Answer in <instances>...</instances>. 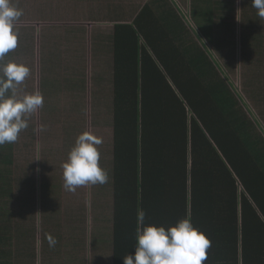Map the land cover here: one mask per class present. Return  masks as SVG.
<instances>
[{
  "label": "trees",
  "instance_id": "1",
  "mask_svg": "<svg viewBox=\"0 0 264 264\" xmlns=\"http://www.w3.org/2000/svg\"><path fill=\"white\" fill-rule=\"evenodd\" d=\"M153 5L151 0V4H146L144 8L145 30L136 24L137 20L142 19L141 15L134 19L132 25H117L119 30L115 31H126L127 43L123 45V51L128 50L125 54L128 59H125L123 65H127L131 72L127 76L117 74L115 80L119 83L129 77L131 82L125 84L126 94L121 93L126 98L121 106L114 104L102 110L115 122L114 131L119 140L125 139V155L117 158L119 161L123 156L120 168H115L113 183L110 181L113 185L106 187L105 195L98 201L99 212L95 213L98 220H93V231L96 234L92 235L89 245L81 229L85 222L79 219L73 221V228L70 222L66 236L70 240H66L71 244H62L61 221L70 212L65 200L75 192L64 188L59 166L53 167L49 160L65 155L67 157L68 153L59 154L56 151L51 158L44 153L55 149L52 141L61 134L68 138L65 140L75 141L68 136L70 132H52L49 134L51 139H45L47 131L44 129L49 125H40L42 147L36 159L33 157L35 150L28 154L30 147L36 148V133L23 139L29 128L35 125L32 113L28 118V128L21 131L17 141L0 146V232L6 227L9 232V236L3 239V242L7 241L2 247L13 248L16 263L34 264L36 235L31 225L22 222L9 224L11 213L5 210L10 207H34L36 188L41 187L40 208L48 217L43 220L42 229L48 232V226L54 227L52 230L55 232L51 237L56 240L55 246L50 247L48 238L44 236L45 248L37 253L43 255L44 261L54 260L50 264H123V257L133 253L136 244L138 225L134 207L138 194L140 196L144 193L143 180L151 182L145 179L146 171L151 166L155 169V176L163 168L173 166L174 159L165 158L168 154L175 155L177 164L184 167L187 163L185 146L191 136L193 147L207 160L217 157L221 161L223 158V222L207 226L198 212L209 202L198 205L194 200L186 201L183 195L177 197V202L172 205L171 201H157L147 214H150L149 217L157 226L165 227L174 225L186 216L191 217L193 225L211 240L204 264H264V126L260 123V120L264 122V87L259 92V101L256 102V97L248 96L245 91L239 102L235 97L238 94L232 91L234 85L225 74L227 66L230 71L234 70L235 61L239 58L242 69L247 70L245 77L251 73V68L258 77H263L258 67L264 61V18L257 15L251 0H230L221 12L191 7L192 20L207 45L201 47L193 42L192 51L185 49L191 52L192 60L183 53L184 57L178 55L171 59L173 62L169 67L168 60L157 58L158 54L156 59H152L148 47L156 53L161 38L165 41V36L172 31V26L169 29L163 24L167 17L174 16L177 20L174 23L175 34L185 31V26L172 11L146 12L145 9ZM238 6L241 9L240 17L245 18V21H234ZM136 11H130L129 16ZM237 26H240V32ZM207 48L214 52L217 60L206 54ZM162 49L160 54L163 57H168L171 51L175 55L179 54L175 53L176 49L173 50L174 46L171 50ZM249 77L247 82L251 81ZM191 81H197V86H188ZM251 92H255L254 87ZM117 95L118 92L115 93ZM249 102L255 107H250ZM57 110L76 114L77 108ZM41 111L44 116V108ZM81 116H85V109H81ZM92 122L98 123L94 116L91 125ZM84 131L81 129V133ZM118 138L115 143L117 153L120 142ZM249 144L251 153L248 150ZM24 155L29 157L24 160V165L18 166L16 159L23 161ZM202 156L200 158L206 160ZM36 163L44 171L40 177L36 176L34 170ZM55 168L58 177L52 182ZM154 178L164 185V181ZM93 188L98 192L97 185ZM176 188L179 189L178 186ZM101 189L103 187L99 191ZM18 219L21 220V217L18 216ZM4 220L6 222L3 224ZM106 224L109 226V235L105 232ZM86 247L90 249L89 252Z\"/></svg>",
  "mask_w": 264,
  "mask_h": 264
},
{
  "label": "crops",
  "instance_id": "2",
  "mask_svg": "<svg viewBox=\"0 0 264 264\" xmlns=\"http://www.w3.org/2000/svg\"><path fill=\"white\" fill-rule=\"evenodd\" d=\"M152 1L154 5L150 9L146 8V12L147 10L151 12L172 11L182 20L183 26H185V31L175 34L174 23L177 20H175L174 16L167 17L163 20V24L169 29L172 26V31L165 36V41L161 38V43L156 48V53L153 48L148 47L149 50L147 51L152 59H156V54H158L157 58L162 57L168 60L167 64L170 67L173 62L171 59L175 56H183V53H186L187 58L192 60L191 52H186L185 49L189 48L192 51L193 42L201 47H203V44L207 45L192 20L191 7H197L198 10L202 11L221 12L224 11L223 7L230 0H176V4H173L170 0L169 3L165 0ZM183 1L185 2L183 3ZM12 2L23 9L24 12L23 16L15 24V30L19 34L18 46L8 53L5 59L23 63L30 69L29 76L20 86L21 93L39 91L43 95L44 102L41 108L45 110L44 116L41 108L33 113V122L37 128L35 139L37 142L36 148L39 151L38 156L42 147L40 125H49L44 130L51 132H63L66 130L70 132L68 136L75 140L80 135L81 129L89 131L103 140V143L98 146L100 166L103 169L106 168L105 170L109 176L108 182L103 185L96 184L98 192H94L91 195V200H96L92 204L83 205L80 199V195L86 192L88 185L78 187L71 199L77 208L71 214L72 228L73 221L75 219L80 220L79 212L81 208H86L87 206V209H95L92 218L88 217L81 226L85 240L89 245L92 235L96 234L93 231V220L97 219L95 213L98 211V201L105 195L106 187L113 185L110 184V181L112 180L111 182L113 183L115 168L116 166H121L123 156L119 158V161H117V158L120 155H125V139L121 138L123 142L119 140L114 131L115 122L112 118L106 116V111L102 110L111 108L114 104L121 106L126 99L121 93L126 94L127 88L125 84L131 82L129 77L127 79L121 78L122 81L119 83L115 80L117 74L126 76L131 74L128 66L123 65V62L126 61L125 59H128V56L125 55L128 50L123 51V45L127 43L125 41L126 31L123 30L119 33L115 31L119 30L117 25H132L134 19L141 15L142 19L137 20L136 24L141 26V30H145L147 28L144 21L146 16L143 13L145 5L151 4V0H10L11 4ZM135 10L137 11L132 16H129V12ZM184 12H188L189 16L182 17ZM140 40H143V38H140ZM165 45H168L167 48H165ZM172 46H174L173 50L176 49L175 53L179 54L175 55L173 51L168 57H163L160 54L162 48H164L162 50L167 51ZM122 51L123 53L121 54ZM205 52L208 56L211 55L217 60L211 49L207 48ZM234 65L236 69L242 68L239 58ZM226 68L229 70L228 66ZM226 78L229 79L227 75ZM196 83L197 81H191L188 86L196 87ZM119 85L120 89H118ZM84 86H86L85 90ZM232 88V91L238 94H235V97L239 101L241 93L234 87ZM117 92L118 98L115 96ZM234 103L238 104L236 101ZM70 108H77L76 114L67 110H57ZM81 109H85L84 117L81 116ZM63 111L65 115L70 113L71 117L65 116ZM92 116L98 123L92 122L91 125ZM61 135L55 137L59 139L61 148L55 145L54 148L58 149L57 152L59 153H68L75 141L65 140L68 138H64ZM28 138L29 134L27 133L23 139ZM117 138L120 141L118 153L115 144ZM45 139L51 138L47 137ZM188 140L185 146L187 163L184 167L177 164L175 155L168 154L165 158L174 159L175 163H172L173 166L163 168L161 173L155 176L153 174L155 169L151 166L146 171L145 179L151 182L143 180V189H141L144 193L140 196L138 194L134 207L136 220L137 212L143 210L146 214L145 223L156 225L153 219L149 217L150 214H147L153 204L157 203V201H161V203L162 201H171L172 205L177 202V197L183 195L186 201L194 200V203H198V205L209 202L203 205L200 213L198 212L199 217L204 218L207 226L216 225L218 221L223 222L222 199L225 191L223 158L221 161L217 157L207 160L195 149L196 147H193L191 136ZM204 150L202 149L203 152H205ZM248 150L251 153L250 144L248 145ZM200 156L206 160H202ZM174 167L175 169H173ZM57 168L54 169L52 182L58 177ZM60 177L62 180V169ZM154 177L164 181V185L159 184ZM178 184L182 186L181 191ZM93 186L95 185H90L89 189H92ZM100 187L105 190L103 194L99 191ZM36 191L37 197L35 198L34 207L32 205L30 208L23 207L22 209L10 207L5 211H10L11 213L8 219L9 224L14 225L22 222L26 225H31L36 235L37 253L38 251L40 253L41 249L44 250L45 248L44 236L48 238L53 235L55 230H53V233H48L43 231L42 227H37V220L43 223V220L48 217L44 215V210L40 208L43 189L39 187L36 188ZM196 210L198 211L197 206ZM18 216L21 217V220L18 219ZM103 219L106 220V218ZM5 222L4 220L3 224ZM67 232L68 230H64L65 241L63 240L62 244H71L67 241L70 240L66 237ZM10 235L12 236L13 233ZM106 235H109V226L107 224ZM6 236H9L7 227L2 228L0 232V264H15L13 248L9 246L7 248L2 247L3 243L7 241L3 242ZM86 248L89 252L90 249ZM37 253L35 254L34 264H50L54 261H44L43 255Z\"/></svg>",
  "mask_w": 264,
  "mask_h": 264
},
{
  "label": "clouds",
  "instance_id": "3",
  "mask_svg": "<svg viewBox=\"0 0 264 264\" xmlns=\"http://www.w3.org/2000/svg\"><path fill=\"white\" fill-rule=\"evenodd\" d=\"M257 15L264 18V0H251ZM23 16V9L0 0V146L15 143L21 131L28 128L29 116L43 106L39 91L21 93L20 86L30 74L23 63L5 57L18 46L15 24ZM43 127V126H42ZM101 137L84 131L75 140L62 163L64 188L75 192L86 185H103L109 176L100 166L98 146ZM145 212H137L136 244L134 252L123 257V264H204L211 240L197 229L186 216L167 227L145 223ZM50 247L56 244L49 236Z\"/></svg>",
  "mask_w": 264,
  "mask_h": 264
},
{
  "label": "rangeland",
  "instance_id": "4",
  "mask_svg": "<svg viewBox=\"0 0 264 264\" xmlns=\"http://www.w3.org/2000/svg\"><path fill=\"white\" fill-rule=\"evenodd\" d=\"M170 1L173 2V4H176V0H170ZM238 4H239V2H238ZM240 10L241 9H239V6H238L236 14H235V18H234L235 22L245 21V18L240 17ZM183 14H184V17L185 16L186 17L189 16L188 12H184ZM237 28H238V31L240 32V26H237ZM258 68H259L258 69L259 73L262 71V74H263L262 78L257 76V74H256V72H254L253 68H251V73L249 72L248 76H246V77H245V74L247 73V70H245L244 68L243 69L241 67H240V69L239 68L238 69L234 68L233 71H229L227 68L225 69V74L228 76L229 80L234 85V87L237 89V91L239 93L243 94V95L245 94V91H246L248 96L256 97V102L260 100L259 92L264 87V61L259 65ZM249 76H251V81H250L251 84H250V82H247L250 79ZM244 80H245V83L243 84ZM252 87L255 88V92H251V88ZM247 100H248V98H247ZM249 104H250V107H255L250 102H249ZM86 110H87V108H86ZM63 114H64V111H63ZM65 116L70 118L71 114L69 113V114H67ZM260 123H261L262 126H264V122L263 121L260 120ZM29 129H30V131L28 132V134H29V136L32 137L37 132L36 131L37 128L35 127V125H33V127H30ZM51 133H52L51 131H47L45 137L46 138L49 137V134H51ZM53 144L55 146H60V148H61L59 139L54 138L53 139ZM36 145H37V143H36ZM31 150H35V154L33 155V157L38 159L39 151L37 150V148H35V146H33L32 149H31V147H30V149L28 150V154L30 153ZM57 150L58 149L48 150V151H45L44 153H46V155H48V157L51 158L53 156V153L56 152ZM59 154H62V153H59ZM65 156H62V158L60 157L61 160H59L60 158H54L52 161L49 160V162H52L51 164L53 165V167H58L59 166L60 173H61V169H62V167H61L62 163L65 162V160L67 159V157H65ZM28 157L29 156H25L24 155L23 156V161H19L18 159H16V162H17L18 166L24 165V160H27ZM34 170H35L36 176L38 175V177H40L41 174H44V171L42 172V168H41V166L38 163H36V165L34 167ZM62 172H63V169H62ZM86 188H88V189H86V192L84 194L80 195V199H81V202H82L83 205H88L90 203L92 204V203L96 202L95 199L91 200L90 197H91V195H93V193L97 189H95V188L89 189L90 185H88ZM104 192H105L104 189L100 190L101 194H103ZM104 197H106V196H104ZM71 199H72V196H68V198L65 200V205L67 203V208L69 209L70 212H68V215L65 214L64 217H63V220H62L61 238L64 241H65L64 230H68L70 228L71 214L74 213L76 211V209H77L76 206L73 204ZM94 211H95V209H87V206H86V208H81L80 212H79L80 220L81 221H86L88 219V217L92 218ZM36 223H37V227H39V228L42 227L41 221L37 220ZM63 227H65V228H63ZM53 228L54 227L48 226L46 229H47L48 233H53V230H52ZM109 234H110V231H109Z\"/></svg>",
  "mask_w": 264,
  "mask_h": 264
}]
</instances>
